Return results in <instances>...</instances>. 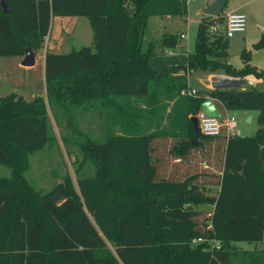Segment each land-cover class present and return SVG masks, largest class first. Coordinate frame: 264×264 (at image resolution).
Here are the masks:
<instances>
[{
  "label": "trees",
  "instance_id": "obj_1",
  "mask_svg": "<svg viewBox=\"0 0 264 264\" xmlns=\"http://www.w3.org/2000/svg\"><path fill=\"white\" fill-rule=\"evenodd\" d=\"M3 1L2 55L40 48L56 14L85 15L92 40L66 52L46 50L45 95L0 96V164L10 169L0 177V264H264V87L183 95L169 128L148 129L133 119V96L179 93L190 69L252 73L264 82V66L249 62V49L236 67L225 60L227 37L208 32L223 13L200 17L184 62L156 66L152 59L180 35L165 31L145 40L149 16L186 14L187 0ZM253 47H264V30ZM207 95L228 108L258 109L255 132L195 129L190 116ZM73 106L112 109L122 131L98 141L68 116L82 154L76 173L86 162L94 173L77 176L78 189L66 176L42 192L23 175L28 157L54 139L49 109L57 118ZM210 185H220L217 194L207 192ZM202 204L214 208H196ZM199 237L206 241L192 243ZM240 241L254 247L242 249Z\"/></svg>",
  "mask_w": 264,
  "mask_h": 264
},
{
  "label": "rangeland",
  "instance_id": "obj_2",
  "mask_svg": "<svg viewBox=\"0 0 264 264\" xmlns=\"http://www.w3.org/2000/svg\"><path fill=\"white\" fill-rule=\"evenodd\" d=\"M205 1L207 0H188V11L183 15L170 18L162 15L149 16L144 39H158L165 31L178 34L182 31L184 36H179V42L175 48L178 49L180 46H184L190 51L193 50L197 23L204 14L202 4ZM229 11L244 12L246 14V27L243 31H237L233 36L227 37L225 60L236 67H240L244 63L240 53L246 45L247 48L250 47L252 50L249 62L263 63L264 48H258L255 51L256 49L249 45L247 41L250 36L259 33L261 25L264 24V0H227L221 13L224 14ZM64 16L56 14L51 19L49 33L44 38L41 50L38 52L37 59L33 64H22V57L17 54H0V96L11 91H16L28 99L40 94L45 95V64L42 53L44 52L45 57L47 49L66 52L72 47L91 43L92 29L88 18L85 15H73L72 18ZM54 45L58 50L54 48ZM211 73L212 71L209 69L202 68L188 70L186 75L187 86L195 88L196 93H205L206 90L213 88L212 85L206 88L209 81L211 82ZM243 85L245 84H239L236 87L240 88ZM183 95L188 94L174 91L171 96H167L165 92L159 90L155 95L150 93L144 96H133L130 99L133 111L136 114L133 115V119L138 120L139 124L145 125L148 129L154 127L169 128L171 120L179 108V100ZM218 104L222 110L220 122L222 123L227 116L234 115V124L238 133L242 135L252 134L255 128L258 127V109L244 111L238 108H230L226 112L221 104ZM100 107L81 108L73 106L65 113L62 109H59L57 118L49 109V124L54 131V139L29 155L28 167L23 173L32 187L46 192L58 182H62L66 176H69L75 189H78L77 176L93 175L94 166L90 162L84 163L78 174L76 173L82 154L76 143L78 141L77 136L69 129L66 118L71 116L93 138L102 141L107 133H120L122 126L120 119H116L111 115L112 109L106 110L102 107L103 110H101ZM249 116L251 117L250 120H248ZM224 131H226V126L222 124L221 132ZM64 136L66 139H64ZM203 167L204 163H198V169H203ZM2 176H10V169L0 164V177ZM209 192H215V188L210 189ZM199 209L206 212L211 210L210 206H203ZM89 216L91 219L93 218L91 214ZM237 245L242 249H252L254 247V244L249 245L247 242ZM257 246L260 247L261 244H257Z\"/></svg>",
  "mask_w": 264,
  "mask_h": 264
},
{
  "label": "built area",
  "instance_id": "obj_3",
  "mask_svg": "<svg viewBox=\"0 0 264 264\" xmlns=\"http://www.w3.org/2000/svg\"><path fill=\"white\" fill-rule=\"evenodd\" d=\"M246 27V14L241 11H229L223 14V20L221 22H213L208 26V32L210 34H217L222 32L225 37L232 36L237 31H243ZM181 36L183 33L180 34ZM183 94H197L196 89L192 87L182 88L180 90ZM221 113V112H220ZM197 117V124L200 131L205 135H218L221 134V125L226 126L227 135L235 134L236 127L234 124V115L227 116L226 119L221 123V116H215L207 114L201 107L195 114ZM206 241L203 238H195L192 240L193 243H199ZM209 243L213 246H219V242L216 240H210Z\"/></svg>",
  "mask_w": 264,
  "mask_h": 264
},
{
  "label": "crops",
  "instance_id": "obj_4",
  "mask_svg": "<svg viewBox=\"0 0 264 264\" xmlns=\"http://www.w3.org/2000/svg\"><path fill=\"white\" fill-rule=\"evenodd\" d=\"M212 0H207V1H205L203 4H202V8H205L210 2H211ZM205 6V7H204ZM187 11H188V0H187ZM203 13H204V9H203V11H202ZM60 15H65L64 17H69V18H72L73 17V15L72 16H66L67 14H60ZM55 16V15H54ZM54 16H52V18L54 17ZM162 16H165L166 18H170V17H174V16H177V15H169V14H164V15H162ZM264 30V24L263 25H261V30H260V32L259 33H256V35L255 36H250L249 38H248V43H249V45H251L252 47H253V43L259 38V36H260V34L262 33V31ZM170 32H172V31H170ZM49 33V32H48ZM181 33H183V35L182 36H184V32H180V34ZM179 34V35H180ZM234 35V34H233ZM232 35V36H233ZM181 36V35H180ZM230 37V36H229ZM245 40H247L246 38H245ZM181 45H183V44H181ZM58 46V45H57ZM177 47V46H176ZM54 48L56 49L57 47H56V45H54ZM245 48H247L246 47V45H245ZM254 49H256L255 51H257L258 50V48H264V47H253ZM247 49H249L250 50V56H252V50H251V48L249 47V48H247ZM40 50H41V47L40 48H38L37 50H34V52H35V60L37 59V54H38V52H40ZM56 50H58V49H56ZM192 51V50H191ZM55 52H58L59 53V51H55ZM188 52H190V50L189 49H187V48H184V46H180V48H175V46L174 47H167V48H164L160 53H158L157 55H156V57L154 58V59H152V64L153 65H156V66H158V65H164V64H171V63H180V62H184L185 61V59H186V55H187V53ZM42 55H43V58H44V52L42 53ZM20 57H23V55H19ZM263 63H252V64H255V65H257V66H259V67H262V66H264V59H263V61H262ZM213 74H227V75H230V74H228V73H225V72H223V71H214V72H212L211 73V76L213 75ZM232 76H234V75H232ZM237 77H239V76H237ZM242 77H244V78H246L247 80H248V82H246V83H243V84H245V85H243V86H241V88H244V87H253V88H256V89H262L263 87H264V82H263V80H262V78L261 77H257V76H255L254 74H252V73H248V74H246V75H244V76H242ZM248 85V86H247ZM211 86V82L209 81V83H208V85L206 86V88H209ZM208 96V95H207ZM213 99H214V102L216 103V105H217V107L219 108V110H220V112L222 113V110H221V108H220V106H219V104L218 103H220L221 104V106L226 110V112H228V109H230V108H228L227 106H225V104L220 100V99H218L217 97H213ZM239 109V108H238ZM242 110H244V111H250L251 109H242ZM258 115V114H257ZM250 116L248 117V120H250ZM257 122H258V119H257ZM257 129V127L255 128V130ZM255 132V131H254ZM253 132V133H254ZM221 134H225V135H227V130L226 131H224V132H221ZM235 134H239V135H242V134H240V133H238V131H237V128H236V133ZM229 135H232V134H229ZM247 135V134H246ZM228 136V135H227ZM213 188H215V192H213V193H210L209 191H210V189L211 190H213ZM220 190V185H210V186H208L207 187V192L211 195V194H217V192ZM203 206H210V208H211V210L210 211H212L213 210V208H214V205H211V204H202V205H197L196 206V208L197 209H199V208H201V207H203ZM242 242H244V241H240V242H237V244H240L241 245V243ZM193 243V242H192ZM248 243V242H247ZM250 244H253V243H249V245Z\"/></svg>",
  "mask_w": 264,
  "mask_h": 264
},
{
  "label": "water",
  "instance_id": "obj_5",
  "mask_svg": "<svg viewBox=\"0 0 264 264\" xmlns=\"http://www.w3.org/2000/svg\"><path fill=\"white\" fill-rule=\"evenodd\" d=\"M226 2L227 0H212L204 8V13L216 16L221 13ZM1 5L3 6L4 10L8 9V5L3 0H1ZM34 62H35L34 50H32L31 48H26L23 57L21 59V63L24 65H30L33 64ZM246 82H248V80L242 76L237 77L227 74H213L211 76V85L213 88H229ZM230 102H232V100ZM201 108L207 114L215 115L218 117L221 116L220 110L217 107L216 103L214 102L213 97L211 96H207L204 100H202ZM190 119L193 123L194 128L198 129L196 115H191ZM260 157L264 161V143L261 145Z\"/></svg>",
  "mask_w": 264,
  "mask_h": 264
}]
</instances>
